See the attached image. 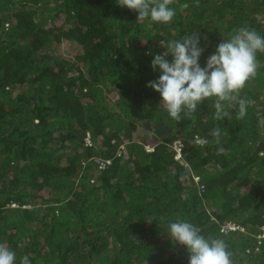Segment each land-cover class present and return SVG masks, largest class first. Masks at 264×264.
<instances>
[{"label": "trees", "instance_id": "16d2710c", "mask_svg": "<svg viewBox=\"0 0 264 264\" xmlns=\"http://www.w3.org/2000/svg\"><path fill=\"white\" fill-rule=\"evenodd\" d=\"M170 7L163 23L117 0H0V244L15 264H189L178 221L232 264H264V52L243 118L229 101L217 119L210 97L176 120L147 86L170 41L199 36L204 67L234 30L264 36V0Z\"/></svg>", "mask_w": 264, "mask_h": 264}, {"label": "clouds", "instance_id": "9594fccd", "mask_svg": "<svg viewBox=\"0 0 264 264\" xmlns=\"http://www.w3.org/2000/svg\"><path fill=\"white\" fill-rule=\"evenodd\" d=\"M117 3L120 7L137 11V19L140 20L150 17L154 22L169 23L176 15L175 9L170 7L173 0H117ZM180 7L187 8L188 4ZM168 49L167 53L154 56L152 67L153 70L159 69L160 76L147 86L160 93L162 103L173 119L180 120L182 113L188 116L198 104L210 97L218 98L215 101L217 119L222 120L229 115L225 111L227 105L221 102L237 101L238 118L247 114V108L254 101L238 98V93L257 74V52H264V36L253 28L234 30L229 39L219 43L204 67L199 63L203 54L199 36H184L170 41ZM260 124L264 125V119ZM214 135L219 144L218 128L214 130ZM218 151L222 153L224 149L221 147ZM231 226L228 229L233 230ZM169 228L175 242L187 247L189 264H232V253L224 240L206 238L198 227L187 221L172 222ZM15 261L16 253L0 244V264H15ZM20 264H31L29 257L25 255Z\"/></svg>", "mask_w": 264, "mask_h": 264}, {"label": "rangeland", "instance_id": "374dc122", "mask_svg": "<svg viewBox=\"0 0 264 264\" xmlns=\"http://www.w3.org/2000/svg\"><path fill=\"white\" fill-rule=\"evenodd\" d=\"M77 51H78V49H76L75 47L74 48L67 47L66 50H65V48L62 49V52H65L66 54H74ZM145 136L146 137H144V138H147V139H148V137H151V135H149V136L145 135ZM150 142H152V141H150ZM148 149L151 150L152 148L148 146Z\"/></svg>", "mask_w": 264, "mask_h": 264}]
</instances>
